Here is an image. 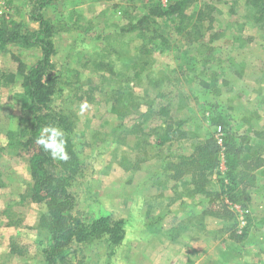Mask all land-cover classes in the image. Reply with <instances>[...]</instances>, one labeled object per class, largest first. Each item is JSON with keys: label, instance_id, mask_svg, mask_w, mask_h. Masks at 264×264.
I'll list each match as a JSON object with an SVG mask.
<instances>
[{"label": "rangeland", "instance_id": "374dc122", "mask_svg": "<svg viewBox=\"0 0 264 264\" xmlns=\"http://www.w3.org/2000/svg\"><path fill=\"white\" fill-rule=\"evenodd\" d=\"M158 1L166 6L168 0H57L43 10L59 28L53 60L62 92L53 106L74 113L72 139L84 167L73 186L76 209L85 220L98 215L124 220V238L114 245L120 261L147 264L145 259L165 257L169 245L187 250L195 243L201 259L211 250L216 263L245 262L260 249L264 264L263 167L253 172L255 184L234 205H225L222 196L188 195L194 161L208 151L214 158L213 147L204 144L214 137L222 149L223 131L209 125L211 117L230 114L227 128L239 123L264 129V24L255 20L247 0H189L187 29L202 33L195 41L186 30L176 33L167 19L150 14ZM29 8V0H0V23L13 19L37 28ZM161 38L166 45L158 48ZM38 56L37 49L6 45L0 48V72L16 71L19 62L27 68ZM186 60L195 72L181 75ZM20 78L6 85L0 81V219L24 226L26 238L37 242L32 231L45 228L38 220L47 209L44 202H20L31 191L28 154L6 146L24 112ZM118 90L120 104L112 105ZM85 101L90 108L81 114ZM168 125L176 129L175 138L156 145ZM212 170L207 175L211 193L218 191ZM189 225L210 229L216 244L201 247L204 236L196 229L175 230ZM36 247L26 251L29 258L22 264H42ZM112 247L103 239L79 243L71 263L117 264L111 261ZM4 260L17 264L14 257Z\"/></svg>", "mask_w": 264, "mask_h": 264}, {"label": "trees", "instance_id": "16d2710c", "mask_svg": "<svg viewBox=\"0 0 264 264\" xmlns=\"http://www.w3.org/2000/svg\"><path fill=\"white\" fill-rule=\"evenodd\" d=\"M5 1L13 2V0ZM54 1L57 0H29V17L38 23L35 29L24 28L22 23L13 19L0 23V48L3 49L6 45H17L22 49L34 48L39 51L38 58L27 68L19 62L16 71L0 72V81L3 80V84L6 85L21 77L19 82L22 88L21 96L25 100L22 103L23 111L26 114L23 112L19 117L17 131H9L6 146L13 150H24L28 154L27 165L32 185H30V193H24L20 202L25 199L44 202L47 209L43 219L39 217L38 220V223L43 221L45 228L36 226L41 230L40 242L43 244L41 252L44 264H72L70 257L74 255L77 244L103 239L112 246L118 245L124 238L125 231L122 218L98 215L91 220H85L81 218L80 212L76 209L77 200L73 186L83 175V161L72 139L74 113L66 114L64 113L66 111L56 110L53 106L55 96L62 92L59 87L61 77L56 74L57 67L53 60L57 52L53 36L59 28L43 15V10ZM247 1L253 10V15H256L255 20L264 24V0ZM188 4L189 0H168L166 6H161V2L158 1L152 5L150 14L160 18L164 17L172 24L176 33L180 34L186 30L185 34L192 35L191 40L197 41L202 33L195 29H187L190 23L188 21L192 19V14L186 11ZM195 26L192 24V27ZM164 42L165 39L161 38L156 47L163 48L166 45ZM182 64L178 69L181 75L195 72L193 63L186 60ZM95 69L100 70L101 67L97 66ZM146 76L147 79L153 80L151 74ZM199 81L204 83L202 79ZM118 92L117 97H113L112 105H115V100L120 104L122 95L119 90ZM73 96L77 98L76 92ZM112 111L121 114L116 106H113ZM230 116V114L220 113L209 119V125H219L223 131L219 137L222 139V149L219 145V148L215 145L217 141L214 137H212V142L208 140L204 144L208 146L207 148L213 147L211 158H214L212 161L209 159L208 151L206 158L194 161L196 162L192 167L194 172L191 174L193 186L188 195L212 194L219 198L222 196L226 199L225 205H234L241 202V194L245 189L255 184L253 172L260 167L264 168V129L251 124L243 127L239 123L227 128ZM49 125L59 126L65 132L67 151L70 156L67 162L52 159L50 154L36 143L41 130ZM163 130L165 132L158 136L155 141L156 145H163L175 138L173 134L176 129L168 125ZM197 147L201 148V146ZM220 157L224 166L222 171L218 170ZM196 166L198 167L195 168ZM212 169H216L218 184V191H213V193L209 192L211 181L207 178V175L212 173ZM177 173H182V171L178 170Z\"/></svg>", "mask_w": 264, "mask_h": 264}, {"label": "crops", "instance_id": "0c3cea01", "mask_svg": "<svg viewBox=\"0 0 264 264\" xmlns=\"http://www.w3.org/2000/svg\"><path fill=\"white\" fill-rule=\"evenodd\" d=\"M2 213H0L1 215ZM205 228V227H204ZM203 226H194V225H189V226H178L175 228L177 232H186V231H192V230H198L203 236V242L200 245L206 246V248L210 245H215L216 243H213L211 241V234L210 229H204ZM202 231V232H201ZM26 228L24 226H21L20 224L17 225H8L4 223L0 219V257H3V261L0 262V264H3L5 258L10 259V257H14L15 260L17 261V264H22L24 261L29 258V256H26L27 253L26 251H31L35 246L38 248V253H40V260L43 264V256L41 252V242L40 240L41 235H40V230H34L32 231V236L37 239V242L30 241L29 239L26 238L25 236ZM189 244V243H186ZM193 244V248H187L184 249V247H181L179 245H169L167 251L165 254V257L160 256L158 258H153V259H145L144 262H147V264H220L214 262L209 255L211 254V250L201 259L202 255L201 253L197 252V249L195 243ZM179 246V247H178ZM113 252L114 254L111 255V261H115V263L119 264V262H122V264H136V262L133 259H125L123 258L122 261L118 260L117 257V252L119 246H113ZM141 247H135V249H139ZM205 248V249H206ZM162 254V253H161ZM136 255V253L134 254ZM168 255L170 257L168 258ZM262 256H263V250L260 252V249L256 250L253 253V256H251L247 261L241 262V261H235L233 264H261L262 261ZM129 257V256H128ZM127 257V258H128ZM245 257V256H244ZM132 258V257H131ZM255 258V259H254ZM226 259V258H225ZM225 261V260H224ZM264 261V257H263Z\"/></svg>", "mask_w": 264, "mask_h": 264}, {"label": "clouds", "instance_id": "9594fccd", "mask_svg": "<svg viewBox=\"0 0 264 264\" xmlns=\"http://www.w3.org/2000/svg\"><path fill=\"white\" fill-rule=\"evenodd\" d=\"M90 108L87 101L80 105V112L83 114ZM45 152H48L52 159L67 162L70 159L67 151V140L65 132L59 126H45L36 139Z\"/></svg>", "mask_w": 264, "mask_h": 264}]
</instances>
